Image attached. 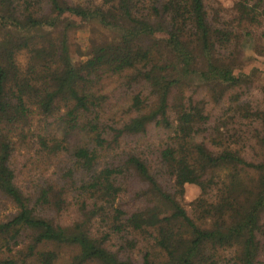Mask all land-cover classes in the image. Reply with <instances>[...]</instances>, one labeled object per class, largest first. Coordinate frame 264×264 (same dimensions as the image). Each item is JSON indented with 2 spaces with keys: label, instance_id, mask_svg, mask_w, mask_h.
<instances>
[{
  "label": "trees",
  "instance_id": "trees-1",
  "mask_svg": "<svg viewBox=\"0 0 264 264\" xmlns=\"http://www.w3.org/2000/svg\"><path fill=\"white\" fill-rule=\"evenodd\" d=\"M233 1L0 0V264H264V0Z\"/></svg>",
  "mask_w": 264,
  "mask_h": 264
},
{
  "label": "rangeland",
  "instance_id": "rangeland-1",
  "mask_svg": "<svg viewBox=\"0 0 264 264\" xmlns=\"http://www.w3.org/2000/svg\"><path fill=\"white\" fill-rule=\"evenodd\" d=\"M227 6H231L233 4V0H219ZM76 23V28L74 29L71 37L72 41V50L76 58H80L77 52V47H81L85 50L88 45L89 38H98L100 37V33L98 30H92L94 27L87 25V23H81L78 19H72ZM23 60V59H22ZM185 192V197L183 202L189 204L192 200H194L200 193V188L194 184H187ZM11 211V207L7 204L0 206V217L7 214Z\"/></svg>",
  "mask_w": 264,
  "mask_h": 264
}]
</instances>
